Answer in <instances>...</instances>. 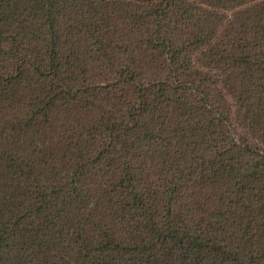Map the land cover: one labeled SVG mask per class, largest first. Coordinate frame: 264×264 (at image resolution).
Here are the masks:
<instances>
[{"label":"trees","instance_id":"1","mask_svg":"<svg viewBox=\"0 0 264 264\" xmlns=\"http://www.w3.org/2000/svg\"><path fill=\"white\" fill-rule=\"evenodd\" d=\"M0 264H264V0H0Z\"/></svg>","mask_w":264,"mask_h":264}]
</instances>
